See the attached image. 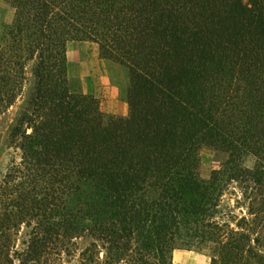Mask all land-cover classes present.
Returning <instances> with one entry per match:
<instances>
[{
  "label": "trees",
  "instance_id": "obj_1",
  "mask_svg": "<svg viewBox=\"0 0 264 264\" xmlns=\"http://www.w3.org/2000/svg\"><path fill=\"white\" fill-rule=\"evenodd\" d=\"M2 1L0 264H264V0ZM71 41L126 70L125 116L71 90Z\"/></svg>",
  "mask_w": 264,
  "mask_h": 264
},
{
  "label": "rangeland",
  "instance_id": "obj_2",
  "mask_svg": "<svg viewBox=\"0 0 264 264\" xmlns=\"http://www.w3.org/2000/svg\"><path fill=\"white\" fill-rule=\"evenodd\" d=\"M11 10L12 19L13 9ZM67 67L71 90L97 98L100 108L105 114L112 115L107 113L112 103L123 102L126 104L127 72L120 65L101 59L96 44L87 41L69 42L67 45ZM15 112L16 106L0 119V176L4 173L10 159L15 156V149L10 147L8 138V127ZM199 159V176L202 180H207L211 172L219 167V160L215 153L206 147L200 150ZM253 162L252 158H247L245 165L251 167ZM241 210L244 212L243 208L236 212ZM21 236L20 233L17 247L20 245ZM209 263V253L206 250L180 248L172 254V264Z\"/></svg>",
  "mask_w": 264,
  "mask_h": 264
},
{
  "label": "crops",
  "instance_id": "obj_3",
  "mask_svg": "<svg viewBox=\"0 0 264 264\" xmlns=\"http://www.w3.org/2000/svg\"><path fill=\"white\" fill-rule=\"evenodd\" d=\"M12 7L2 0H0V35L5 24L11 20ZM107 113L117 116H125L127 113V106L123 102H115L111 104V108Z\"/></svg>",
  "mask_w": 264,
  "mask_h": 264
}]
</instances>
